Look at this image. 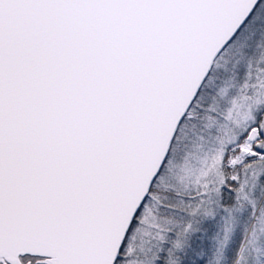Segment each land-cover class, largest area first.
I'll return each mask as SVG.
<instances>
[{"label":"snow or ice","instance_id":"snow-or-ice-1","mask_svg":"<svg viewBox=\"0 0 264 264\" xmlns=\"http://www.w3.org/2000/svg\"><path fill=\"white\" fill-rule=\"evenodd\" d=\"M0 264H264V0H0Z\"/></svg>","mask_w":264,"mask_h":264}]
</instances>
